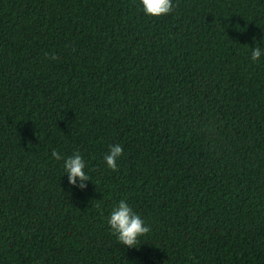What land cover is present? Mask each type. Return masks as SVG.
Returning a JSON list of instances; mask_svg holds the SVG:
<instances>
[{
	"label": "trees",
	"instance_id": "obj_1",
	"mask_svg": "<svg viewBox=\"0 0 264 264\" xmlns=\"http://www.w3.org/2000/svg\"><path fill=\"white\" fill-rule=\"evenodd\" d=\"M173 2L0 0V264H264V0Z\"/></svg>",
	"mask_w": 264,
	"mask_h": 264
},
{
	"label": "clouds",
	"instance_id": "obj_2",
	"mask_svg": "<svg viewBox=\"0 0 264 264\" xmlns=\"http://www.w3.org/2000/svg\"><path fill=\"white\" fill-rule=\"evenodd\" d=\"M140 5L144 14L150 17H160L169 14L174 9L173 0H140ZM262 44H264V41L256 43L255 47L251 48L252 61H258L264 56V46ZM122 153L121 144L109 145L108 151L103 157L109 169L115 170L118 167L117 160ZM52 156L56 160H63L62 166L68 176L70 185H75L77 178L82 182L81 187H84V181L91 180L86 171V161L78 151L69 156H62L61 153L54 149ZM107 224L117 239L123 245L130 247H136L140 237L150 232L148 224L145 223L142 216L133 209L126 199H120L112 205L107 216Z\"/></svg>",
	"mask_w": 264,
	"mask_h": 264
}]
</instances>
